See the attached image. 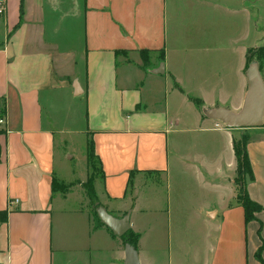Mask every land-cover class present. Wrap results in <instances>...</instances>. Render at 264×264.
<instances>
[{
	"label": "crops",
	"instance_id": "crops-1",
	"mask_svg": "<svg viewBox=\"0 0 264 264\" xmlns=\"http://www.w3.org/2000/svg\"><path fill=\"white\" fill-rule=\"evenodd\" d=\"M2 1L0 264H124L121 236L95 223L98 205L116 218L130 210L140 264H264V113L247 133L245 190L262 208L248 222L234 180L242 129L202 113L242 104L256 0ZM67 132L85 134L100 160L94 204L87 162L85 180L57 175L56 135ZM54 179L68 189L52 191ZM75 186L89 209H66Z\"/></svg>",
	"mask_w": 264,
	"mask_h": 264
},
{
	"label": "rangeland",
	"instance_id": "rangeland-1",
	"mask_svg": "<svg viewBox=\"0 0 264 264\" xmlns=\"http://www.w3.org/2000/svg\"><path fill=\"white\" fill-rule=\"evenodd\" d=\"M263 4V2H261V0H256L254 2V7L253 9L254 11V23H257V31L260 33L261 31V19L260 21H257V15L260 14L261 11V5ZM259 20V17H258ZM244 26V25H243ZM241 26V23L237 22V34L240 35V32H242V34H246L245 32V28ZM226 30H229V28L227 27ZM256 34L253 37V42H254V46L248 50H254L256 55H261V53L263 54L264 52V37L261 36V34ZM263 38V39H262ZM262 39V40H261ZM248 54V53H247ZM246 54V56H247ZM207 57L206 56H202L201 57V61H207ZM222 61L223 60H229L231 62L235 61L236 59V55H231V56H227V55H223L221 56ZM237 62V61H236ZM264 63V57L261 59V62H259V67H260V72L262 71V65ZM233 64V63H232ZM262 73V72H261ZM63 121V120H61ZM72 124L69 125V127H76L73 129H78V127H80V125L82 124L80 121H74L71 122ZM263 126V123L262 125ZM60 127H64L63 122H61V126ZM2 130L0 129V132ZM249 132V129H242V134H247ZM56 147H57V155H55V163H56V171H57V175L59 178L61 179H65L66 181H73L74 179H81V180H85L87 177V168H86V136L85 134L82 133H72V132H67V133H59L58 135H56ZM63 149H65V151H67L65 154L63 153ZM70 157V158H69ZM89 173L91 175L92 171L91 169H89ZM94 173V172H93ZM88 175V176H90ZM99 172L96 168L95 171V176L98 177ZM88 178V177H87ZM147 183L145 186H143L140 190V193L142 195V197H147V195H149V193L151 192V178H147ZM236 179V174L234 176V180ZM243 179L245 181H247V176L243 175ZM96 185V189L99 187V181L96 180L95 182ZM156 189V188H155ZM72 194L70 195L68 201L65 202V206L66 209H75L78 206H80L81 204L83 205V207L85 209H89V204H88V200L84 194V190L82 187H73L72 189ZM98 191V189H97ZM157 192H159V195L162 196L163 192H164V188L162 187V185L159 184L158 188L156 189ZM82 196V197H81ZM88 204V205H86ZM54 225L56 223V219H57V212H54ZM147 221L148 218L147 217H143L141 218V223L142 226H146L147 225ZM64 223L66 224H72L69 220H65ZM146 231V230H145ZM148 234L146 231L145 234V238L143 239L144 241H148ZM165 248H161V250L157 253V256H160L161 258L164 257V252L162 251ZM160 264H164L163 262H159Z\"/></svg>",
	"mask_w": 264,
	"mask_h": 264
},
{
	"label": "water",
	"instance_id": "water-1",
	"mask_svg": "<svg viewBox=\"0 0 264 264\" xmlns=\"http://www.w3.org/2000/svg\"><path fill=\"white\" fill-rule=\"evenodd\" d=\"M246 90L238 111L232 112L224 108H202L207 118L222 123L231 129H250L261 127L264 113V80L259 63L253 59L245 69ZM99 221L115 236H122L129 229V214L127 211L121 218H116L100 205L95 208ZM124 264H140L136 248L130 243L124 244Z\"/></svg>",
	"mask_w": 264,
	"mask_h": 264
},
{
	"label": "trees",
	"instance_id": "trees-1",
	"mask_svg": "<svg viewBox=\"0 0 264 264\" xmlns=\"http://www.w3.org/2000/svg\"><path fill=\"white\" fill-rule=\"evenodd\" d=\"M21 4H22V1H21ZM20 17H21V8H20ZM10 36H11V33L8 34V38ZM144 53L143 51H141V55H143ZM247 53L248 54L246 56V66L250 60L255 59L259 63L261 62V59L264 57V52L263 54L261 53L260 56L256 55L254 50H248ZM160 56H162V54ZM190 99L197 107L199 108L202 107V101L199 98L191 97ZM2 114H3V111L0 109V116ZM248 139H249L248 134L241 133L240 136L238 138H234L232 142L233 152H234V156L236 160L235 182L238 186L237 201L239 202L240 206L243 208L245 222L252 220L254 218L255 213L262 209L259 204L252 201L249 198L245 190L246 182L251 181L253 179L251 165H250L248 154H247ZM86 162H87L88 168L91 169L92 173L91 175L89 174L90 176H88L87 180L82 185L85 188L86 194L90 202L94 204L95 202H97V198H96V195L93 189V179L96 177L95 176L96 168L101 175H102V170H101L100 160L98 156L95 154L93 143L91 141L88 142L87 148H86ZM132 174L133 172H130L129 179H128V185H131ZM243 175L247 176V181L243 179ZM68 186L69 185H66L64 183H59L58 181L54 179L52 182V191L65 192L68 189ZM92 215H93V218L95 219L96 225H102L96 215L94 208L92 210ZM110 233L112 232L110 231ZM120 238L122 239V242L124 244L130 243L136 248L139 235L135 234L132 230L129 229Z\"/></svg>",
	"mask_w": 264,
	"mask_h": 264
},
{
	"label": "built area",
	"instance_id": "built-area-1",
	"mask_svg": "<svg viewBox=\"0 0 264 264\" xmlns=\"http://www.w3.org/2000/svg\"><path fill=\"white\" fill-rule=\"evenodd\" d=\"M4 12V4H3V1L0 0V14H3ZM2 122V119L0 120V123Z\"/></svg>",
	"mask_w": 264,
	"mask_h": 264
}]
</instances>
